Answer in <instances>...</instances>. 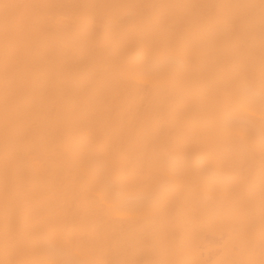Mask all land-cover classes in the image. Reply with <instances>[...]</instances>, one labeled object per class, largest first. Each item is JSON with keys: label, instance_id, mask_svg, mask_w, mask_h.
<instances>
[{"label": "bare ground", "instance_id": "6f19581e", "mask_svg": "<svg viewBox=\"0 0 264 264\" xmlns=\"http://www.w3.org/2000/svg\"><path fill=\"white\" fill-rule=\"evenodd\" d=\"M0 264H264V0H0Z\"/></svg>", "mask_w": 264, "mask_h": 264}]
</instances>
